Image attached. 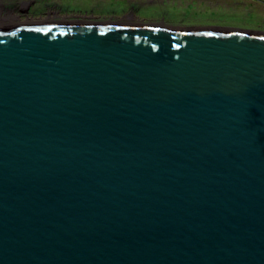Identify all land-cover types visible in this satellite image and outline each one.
<instances>
[{"label":"water","instance_id":"water-1","mask_svg":"<svg viewBox=\"0 0 264 264\" xmlns=\"http://www.w3.org/2000/svg\"><path fill=\"white\" fill-rule=\"evenodd\" d=\"M0 264H264V36L0 27Z\"/></svg>","mask_w":264,"mask_h":264},{"label":"rangeland","instance_id":"rangeland-1","mask_svg":"<svg viewBox=\"0 0 264 264\" xmlns=\"http://www.w3.org/2000/svg\"><path fill=\"white\" fill-rule=\"evenodd\" d=\"M38 5L54 7L55 10L51 9L53 13L63 18L74 14L92 16L97 21L95 25H105L99 21L120 25L127 22L126 16L133 15L140 26H202L212 30L264 36V0H41ZM19 10L9 14L21 16L17 23L28 18H48L49 13H52L51 10L40 9L38 11L43 13L33 17L27 15V11Z\"/></svg>","mask_w":264,"mask_h":264},{"label":"bare ground","instance_id":"bare-ground-1","mask_svg":"<svg viewBox=\"0 0 264 264\" xmlns=\"http://www.w3.org/2000/svg\"><path fill=\"white\" fill-rule=\"evenodd\" d=\"M52 13H49V17L48 18H40V19H31L28 18L24 21H19L18 23L16 22L18 20V18H21L19 15L17 14H12L9 15V17H4V16H0V18L2 19V21L4 20L3 18H6V20H4V22L0 23L1 26L5 27V26H56V25H95L93 17L92 16H80V15H73L75 17H60L58 14V16H56L51 10ZM11 14V13H10ZM55 15V16H52ZM48 16V15H47ZM28 17V16H27ZM26 18V17H25ZM0 19V20H1ZM127 22L126 23H121L120 25H117L118 23L113 24V22H109V21H99L101 23H104L106 26H131V27H156L155 25H151L149 24L148 26L143 25H139L133 15H128L126 16ZM134 19V20H133ZM8 21V22H7ZM132 21V22H130ZM98 22V23H99ZM142 24V23H141ZM0 26V27H1ZM160 28H171V29H182V30H204V31H220V32H230V33H239V34H244L243 32L240 31H221V30H212L211 28H207V27H202L199 26L197 28H187V27H163V26H158Z\"/></svg>","mask_w":264,"mask_h":264},{"label":"flooded vegetation","instance_id":"flooded-vegetation-1","mask_svg":"<svg viewBox=\"0 0 264 264\" xmlns=\"http://www.w3.org/2000/svg\"><path fill=\"white\" fill-rule=\"evenodd\" d=\"M40 2H41V0H21V1H19V0H0V16L9 17L10 13H14L13 11H16V10L20 11L19 10L20 8L23 11H27L28 12V13H26L27 15L30 14L33 17L35 15H39V14L43 13L41 11L40 12L38 11L40 9L41 10H46V9L55 10L54 7L53 8H48L45 5H41V6L38 5ZM26 5H27V7H26ZM22 6L24 8H22ZM29 7H30V9H29ZM27 9H29V10H27ZM3 19L6 20V18H3ZM4 20L2 21V19H1L0 23L4 22ZM1 27H3V26H1Z\"/></svg>","mask_w":264,"mask_h":264}]
</instances>
